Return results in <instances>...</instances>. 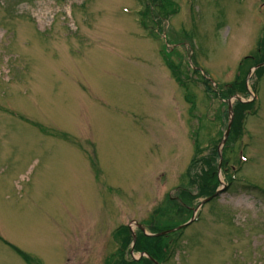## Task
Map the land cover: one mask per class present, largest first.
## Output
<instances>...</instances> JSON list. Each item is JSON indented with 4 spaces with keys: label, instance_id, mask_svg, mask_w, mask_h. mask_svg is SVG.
<instances>
[{
    "label": "rangeland",
    "instance_id": "374dc122",
    "mask_svg": "<svg viewBox=\"0 0 264 264\" xmlns=\"http://www.w3.org/2000/svg\"><path fill=\"white\" fill-rule=\"evenodd\" d=\"M0 264H264V0H0Z\"/></svg>",
    "mask_w": 264,
    "mask_h": 264
},
{
    "label": "trees",
    "instance_id": "16d2710c",
    "mask_svg": "<svg viewBox=\"0 0 264 264\" xmlns=\"http://www.w3.org/2000/svg\"><path fill=\"white\" fill-rule=\"evenodd\" d=\"M128 233L130 234V231H128ZM129 234H128V235H129ZM130 235H131V234H130ZM140 237H144V239H146V238L149 239L147 236H145V234H143L142 231H140L139 234H138V238H140ZM129 239H130V240H133V236H129V237H128V241H129ZM13 248L15 249L16 252H18L19 254H21V251L19 250V248H17V247L14 246V245H13ZM152 249H153V248H152Z\"/></svg>",
    "mask_w": 264,
    "mask_h": 264
},
{
    "label": "water",
    "instance_id": "95a60500",
    "mask_svg": "<svg viewBox=\"0 0 264 264\" xmlns=\"http://www.w3.org/2000/svg\"><path fill=\"white\" fill-rule=\"evenodd\" d=\"M230 109H232V105L230 106ZM232 114V113H231ZM233 119V118H232ZM232 119H231V124H232ZM231 124H230V126H229V129H228V131L226 132V135H225V138H224V142L226 141V139H227V137H228V135H229V132H230V128H231ZM211 199V198H210ZM210 199H208V200H210ZM206 202V201H205ZM182 227H184V226H181L180 228H182ZM164 233H161V234H157V236H159V235H163Z\"/></svg>",
    "mask_w": 264,
    "mask_h": 264
}]
</instances>
